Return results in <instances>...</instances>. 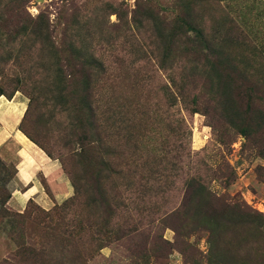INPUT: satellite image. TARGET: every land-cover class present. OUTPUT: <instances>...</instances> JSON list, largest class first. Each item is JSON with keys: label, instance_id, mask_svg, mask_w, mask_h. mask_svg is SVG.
Listing matches in <instances>:
<instances>
[{"label": "rangeland", "instance_id": "1", "mask_svg": "<svg viewBox=\"0 0 264 264\" xmlns=\"http://www.w3.org/2000/svg\"><path fill=\"white\" fill-rule=\"evenodd\" d=\"M188 3L0 0V95L22 100L20 131L75 189L52 209L13 211L16 166L0 156V264H57L75 249L78 264H264V0L204 4L214 18L203 24L216 39L212 85L180 79L179 67L204 65L188 43L194 29L176 24ZM37 27L59 51L50 65L47 46L23 37ZM82 45L108 69H94L92 109L88 67L75 56ZM59 68L64 82L53 86ZM176 159L180 176L168 180ZM200 185L215 199L202 209L209 215L191 218L192 209L177 233L169 212ZM156 188L168 193L155 199Z\"/></svg>", "mask_w": 264, "mask_h": 264}, {"label": "trees", "instance_id": "2", "mask_svg": "<svg viewBox=\"0 0 264 264\" xmlns=\"http://www.w3.org/2000/svg\"><path fill=\"white\" fill-rule=\"evenodd\" d=\"M190 1V0H188ZM208 1L211 0H196V4L193 3H188L185 6H182L181 8V13H182V17L186 18L187 20L184 19H176V24L178 26H187L189 29H194V31L196 32V35L194 37L193 40H188V43H198L199 45L197 46V49L195 50V54L200 56H204V65L201 67L199 64H195L193 71H189L186 67H179L180 68V79L181 82L184 83L187 80H192V79H202L205 80L206 84L212 85V82L215 83L216 81H218V76L215 75V72L217 71L216 68L218 66V59L214 58V51H215V43H216V39H212V38H208L205 35V28L203 26V24L205 23V21H209L212 22V19H214L211 15L205 17L206 13H205V9H204V4ZM214 2V0H213ZM197 5V6H195ZM221 22L218 21L216 25L214 27V29H217L220 27L221 24H225V22ZM220 24V25H219ZM177 27V26H176ZM177 27V28H180ZM187 28V29H188ZM182 29V28H180ZM23 37L24 39L27 38H34L38 39V41H41L42 45H46V50L49 52V56H46L45 58H43V61L45 64L50 65V60H54L55 56L58 57V49L56 48L55 45H51V35H49V30L42 28V27H37L32 29L30 32L27 31V29L25 28L23 31ZM103 33L100 32V35L97 36V43L98 45H101V42H103V38H102ZM96 42V41H95ZM94 43V42H93ZM84 46L82 45L81 48L82 50L80 52H78L75 56L79 59H81L83 61V64L85 66L88 67V70L86 72V84L84 86V90L86 92L87 95V102H85L84 104L86 106H90L88 107L89 109L91 108V98L93 96V92H94V88H93V84H95L97 79H94V77L96 76V74L94 73V69H97L99 72H101L104 76L108 73V69L104 66L103 62H101L99 59L96 58L95 55L88 53V47L84 50ZM8 47L7 46H3V51L4 53L7 51ZM53 50H55V54L53 53ZM166 48L163 50L164 55L166 56ZM13 52H7L8 56H11ZM84 59V60H83ZM190 65H192L193 67V63L191 62ZM53 66H57L54 65ZM164 66V64H163ZM177 66H179V64H177ZM133 67V63H131L129 66H127V69L130 71V69H134ZM160 69L162 67L159 66ZM166 68V70L172 71L174 72L175 67L174 66H167L165 64L164 66ZM165 70V71H166ZM198 70V71H197ZM63 70L62 69H58L57 71L53 70V86H57L62 84L64 81L63 79H61V75L63 74ZM66 79V77H65ZM69 82V81H68ZM174 84H176V81L174 82ZM62 91V90H60ZM169 92V91H168ZM4 94L2 93L0 96H3ZM173 96V95H172ZM169 97L168 99H173V97L171 96H167ZM171 97V98H170ZM9 99H12V97H10ZM185 100V99H184ZM181 160H175L174 162H171L170 165V175L166 176L165 178H172L174 177V180L176 178H178L179 175V171H180V167H181ZM156 174V173H155ZM195 179H192V183H196L194 181ZM154 182H157V179H154ZM167 182V181H165ZM175 182H172V184ZM191 183V184H192ZM197 184V183H196ZM192 187V186H191ZM78 189V188H77ZM75 191V189H74ZM79 196V192H77ZM168 193V190H158L157 188L155 190H153V192H151V195L153 196V198H157L159 196H165ZM10 199V198H9ZM8 199V201H9ZM69 200V199H68ZM78 198H75L71 203L77 202ZM7 201V202H8ZM108 200L105 198L104 199V203H106ZM215 201V199H213V196H211V192H209V189L207 190V188L205 187V185H200L198 188L192 189V188H186L185 192L183 193V200L182 203L179 206H176L173 210H170L169 212V217L171 219H174L175 222L173 224V227L175 229V231L177 233H180L181 231V225L179 224L180 221L185 222L186 217L188 216L190 218V212L192 209H194V212L191 216V218L193 217H198V215L202 214L203 217L208 216V213H204L202 211L203 208H206L210 205H212V203ZM95 203H98V200L94 201ZM68 204V203H67ZM111 210V208H110ZM73 234H76V232L73 231ZM74 256L73 254H69L68 258H66L63 254V250L62 252H59L61 254H63V256H58L56 255L55 258V262L57 264H78V262L80 261V259L82 258V252L78 249L74 250Z\"/></svg>", "mask_w": 264, "mask_h": 264}, {"label": "crops", "instance_id": "3", "mask_svg": "<svg viewBox=\"0 0 264 264\" xmlns=\"http://www.w3.org/2000/svg\"><path fill=\"white\" fill-rule=\"evenodd\" d=\"M24 104L18 97H0V156L16 166L7 206L23 213L29 204L52 209L74 195L61 163L50 158L20 131Z\"/></svg>", "mask_w": 264, "mask_h": 264}]
</instances>
